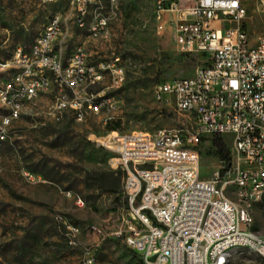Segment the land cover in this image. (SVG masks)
Returning a JSON list of instances; mask_svg holds the SVG:
<instances>
[{"label": "built area", "instance_id": "built-area-1", "mask_svg": "<svg viewBox=\"0 0 264 264\" xmlns=\"http://www.w3.org/2000/svg\"><path fill=\"white\" fill-rule=\"evenodd\" d=\"M43 1L70 2L77 7L79 28L92 37L108 35L102 12L87 21L94 0ZM154 17L159 31L170 27L179 52L199 56L202 64L193 76L163 80L154 90L158 101L171 102L188 116L187 123L153 132L113 130L97 139L109 151L110 167L125 176L116 235L142 264H228L244 249L264 259V234L253 229V206L259 203L264 210V35L251 37L243 0H154ZM67 33V22L55 14L28 50L19 47L10 59L0 60V71L15 68L0 84V107L6 111L0 144L9 142L8 126L25 105L53 84L59 88L58 118L68 110L77 121L88 113L114 112L110 99H97L87 86L105 73L114 85H123L120 57L96 68L78 44L67 58L62 46ZM111 119L108 115L105 122ZM216 136L229 141L232 161L208 180L201 176L200 145H213ZM23 174L31 182L41 179L27 170ZM65 195L86 206L72 191Z\"/></svg>", "mask_w": 264, "mask_h": 264}, {"label": "rangeland", "instance_id": "rangeland-1", "mask_svg": "<svg viewBox=\"0 0 264 264\" xmlns=\"http://www.w3.org/2000/svg\"><path fill=\"white\" fill-rule=\"evenodd\" d=\"M243 3L251 37L264 35V0ZM88 5L87 21L96 11L108 17L106 37H92L87 28H79L77 7L68 1L0 0V60L10 59L19 47L28 50L49 20L60 14L68 25L62 42L67 58L82 44L96 68L119 56L126 77L117 86L105 73L101 81L87 86L97 99L115 104L112 113L105 109L77 121L68 110L58 118L59 88L53 84L8 126L9 142L0 144V264H88V259L94 264H142L116 235L121 222L117 196L125 176L110 167L109 151L97 139L112 127L120 133L153 132L187 123L189 117L171 102L158 101L154 90L163 80L193 76L202 60L177 50L170 27L158 30L154 0H118L115 6L94 0ZM14 72L15 68L0 71V84ZM5 113L0 107V122ZM108 115L112 119L106 123ZM200 148L203 178L212 180L219 170L220 174L227 170L214 144L205 142ZM25 170L41 179L27 180ZM69 190L86 206L78 207L68 198ZM227 195L235 197L232 189ZM253 214V229L264 234L261 204L253 206ZM73 226L79 232H73ZM228 264H264V259L244 249L236 251Z\"/></svg>", "mask_w": 264, "mask_h": 264}, {"label": "trees", "instance_id": "trees-1", "mask_svg": "<svg viewBox=\"0 0 264 264\" xmlns=\"http://www.w3.org/2000/svg\"><path fill=\"white\" fill-rule=\"evenodd\" d=\"M113 130H118V128L112 127L110 129V131H113ZM213 144H214L216 151H217V154L220 156V158L222 160H224L229 165L232 161V155H231L230 148L228 147V144L224 141V139L221 136H216L213 139ZM223 171H222V173H223ZM119 172H121V171H119ZM119 185H120V178H117L116 182H115V186L118 187ZM100 188H101V186H100ZM113 191H116V190H113ZM120 197H121V191L118 193L117 199L120 200Z\"/></svg>", "mask_w": 264, "mask_h": 264}]
</instances>
